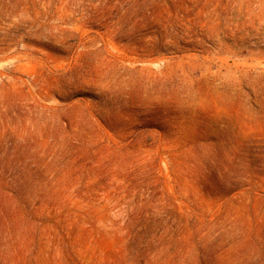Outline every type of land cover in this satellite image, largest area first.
<instances>
[{"label": "rangeland", "instance_id": "obj_1", "mask_svg": "<svg viewBox=\"0 0 264 264\" xmlns=\"http://www.w3.org/2000/svg\"><path fill=\"white\" fill-rule=\"evenodd\" d=\"M0 264H264V0H0Z\"/></svg>", "mask_w": 264, "mask_h": 264}]
</instances>
